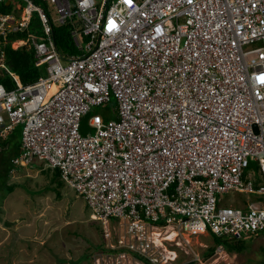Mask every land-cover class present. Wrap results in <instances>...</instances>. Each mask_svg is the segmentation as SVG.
Wrapping results in <instances>:
<instances>
[{"label":"built area","instance_id":"built-area-1","mask_svg":"<svg viewBox=\"0 0 264 264\" xmlns=\"http://www.w3.org/2000/svg\"><path fill=\"white\" fill-rule=\"evenodd\" d=\"M0 2V75L15 82H0V140L22 125L10 171L58 169L101 223L92 264L201 262L192 236L264 231V0ZM66 24L76 55L56 44ZM7 42L33 48V82L8 69ZM108 104L115 118L95 111Z\"/></svg>","mask_w":264,"mask_h":264},{"label":"rangeland","instance_id":"rangeland-1","mask_svg":"<svg viewBox=\"0 0 264 264\" xmlns=\"http://www.w3.org/2000/svg\"><path fill=\"white\" fill-rule=\"evenodd\" d=\"M31 33L38 39L42 35L36 13ZM260 45L258 41L243 48ZM111 104L115 106L114 99ZM111 104L98 106L95 111L105 118H115ZM14 128L13 137L21 140L22 125ZM47 167L44 160L36 158L29 166L12 169L4 176L0 164V264H92V253L104 241L101 223L90 219L84 199ZM249 174L251 178L259 176L256 168ZM227 199L238 205L243 195L231 192ZM118 221L110 218L113 232L119 228ZM189 239L201 258V262L193 264H264V231L241 233L235 239L217 238L208 232ZM217 246L226 252L206 256L208 248ZM179 253V262L191 259L190 253Z\"/></svg>","mask_w":264,"mask_h":264},{"label":"trees","instance_id":"trees-1","mask_svg":"<svg viewBox=\"0 0 264 264\" xmlns=\"http://www.w3.org/2000/svg\"><path fill=\"white\" fill-rule=\"evenodd\" d=\"M9 10H10V5L6 4L5 2H0V11L7 12ZM68 30H69V25L67 24L54 28L56 44L64 56H69L71 54L72 55L78 54L76 48L72 43V39L69 35ZM29 31H31V27ZM27 35H28L27 30H25L23 32L11 33L9 34L8 37L10 39H14L16 37L25 38L27 37ZM3 47L6 52V62L8 64V69L16 73L22 83L26 84L33 82L42 73L43 69L40 67H36L34 65L35 55L32 47L23 46L17 49H13L11 48L9 42H7ZM3 72L4 73L0 75V82L3 83L7 88H11L15 86V82L12 79V77L7 72L5 71ZM88 117L89 114L85 115L81 120L82 133H85V131L89 129L87 124ZM14 130L15 128L12 130V132L8 135L6 139L2 141L0 140V144H1L0 164L3 166L4 176H8L10 169L12 167L10 163V159L22 150L21 140H19L16 136L13 137ZM46 170H50V167H47ZM53 170L55 175H57L60 178L58 169L53 168ZM214 237L216 236L214 235ZM217 238H221V237H217ZM102 247H103V243H100L95 249L98 250L101 249ZM213 252H214L213 247L208 248V251L206 252V256L212 255ZM185 264H193V262H189Z\"/></svg>","mask_w":264,"mask_h":264},{"label":"bare ground","instance_id":"bare-ground-1","mask_svg":"<svg viewBox=\"0 0 264 264\" xmlns=\"http://www.w3.org/2000/svg\"><path fill=\"white\" fill-rule=\"evenodd\" d=\"M258 233V232H257ZM260 233V232H259ZM175 234L174 233H171L170 235H169V237H173Z\"/></svg>","mask_w":264,"mask_h":264},{"label":"flooded vegetation","instance_id":"flooded-vegetation-1","mask_svg":"<svg viewBox=\"0 0 264 264\" xmlns=\"http://www.w3.org/2000/svg\"><path fill=\"white\" fill-rule=\"evenodd\" d=\"M222 251H223V252H226V251H224V249H223V248H222Z\"/></svg>","mask_w":264,"mask_h":264},{"label":"crops","instance_id":"crops-1","mask_svg":"<svg viewBox=\"0 0 264 264\" xmlns=\"http://www.w3.org/2000/svg\"><path fill=\"white\" fill-rule=\"evenodd\" d=\"M205 234H207V233H205Z\"/></svg>","mask_w":264,"mask_h":264}]
</instances>
